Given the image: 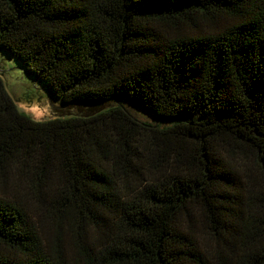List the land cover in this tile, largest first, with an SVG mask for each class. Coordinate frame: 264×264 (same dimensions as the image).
<instances>
[{
	"label": "trees",
	"instance_id": "trees-1",
	"mask_svg": "<svg viewBox=\"0 0 264 264\" xmlns=\"http://www.w3.org/2000/svg\"><path fill=\"white\" fill-rule=\"evenodd\" d=\"M0 47L62 104L0 76V264H264V0H0Z\"/></svg>",
	"mask_w": 264,
	"mask_h": 264
},
{
	"label": "rangeland",
	"instance_id": "rangeland-1",
	"mask_svg": "<svg viewBox=\"0 0 264 264\" xmlns=\"http://www.w3.org/2000/svg\"><path fill=\"white\" fill-rule=\"evenodd\" d=\"M0 76L18 108L36 120H47L62 114V104L54 98L43 82L28 74L23 65L0 47ZM139 120L151 124L162 123L158 117L138 103L125 97L117 98Z\"/></svg>",
	"mask_w": 264,
	"mask_h": 264
},
{
	"label": "water",
	"instance_id": "water-1",
	"mask_svg": "<svg viewBox=\"0 0 264 264\" xmlns=\"http://www.w3.org/2000/svg\"><path fill=\"white\" fill-rule=\"evenodd\" d=\"M25 71L28 73V74H33L31 71H27V68L25 67Z\"/></svg>",
	"mask_w": 264,
	"mask_h": 264
}]
</instances>
